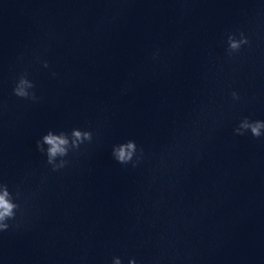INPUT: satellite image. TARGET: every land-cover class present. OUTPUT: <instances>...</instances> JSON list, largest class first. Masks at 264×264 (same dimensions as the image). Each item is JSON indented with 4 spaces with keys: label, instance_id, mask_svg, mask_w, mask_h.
<instances>
[{
    "label": "clouds",
    "instance_id": "clouds-1",
    "mask_svg": "<svg viewBox=\"0 0 264 264\" xmlns=\"http://www.w3.org/2000/svg\"><path fill=\"white\" fill-rule=\"evenodd\" d=\"M250 43L249 38L243 31H239L238 37L236 32H230L227 35L226 54L231 57L240 52L241 48ZM43 67L48 68L47 61L43 62ZM55 76V73H53ZM35 83L28 78L27 72L19 75L13 94L19 98L36 101L38 97L34 91ZM234 101L240 99L236 91L231 92ZM233 133L237 136L251 134L253 138L259 139L264 137V120H253L250 117H243L238 125L234 127ZM92 133L73 129L70 133L60 131L59 133L49 130L39 140L36 141V149L46 157V164L52 172H58L68 166V157L70 151H76L85 141L91 142ZM114 160L121 165L131 164L136 167L143 158V149L138 148L133 140L114 145L112 148ZM21 196L17 189L15 194L9 190L6 183L0 181V232H6L12 227H16L17 212L20 210V204L17 202ZM111 264H122V259L118 256L113 257ZM128 264H137L135 259H129Z\"/></svg>",
    "mask_w": 264,
    "mask_h": 264
}]
</instances>
